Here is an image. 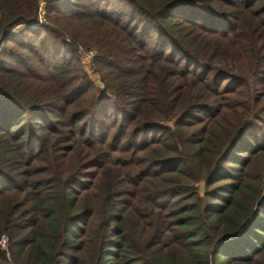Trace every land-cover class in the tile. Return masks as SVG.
Masks as SVG:
<instances>
[{
  "label": "trees",
  "instance_id": "obj_1",
  "mask_svg": "<svg viewBox=\"0 0 264 264\" xmlns=\"http://www.w3.org/2000/svg\"><path fill=\"white\" fill-rule=\"evenodd\" d=\"M38 5L0 0V264H264V0H61L10 35Z\"/></svg>",
  "mask_w": 264,
  "mask_h": 264
},
{
  "label": "built area",
  "instance_id": "obj_2",
  "mask_svg": "<svg viewBox=\"0 0 264 264\" xmlns=\"http://www.w3.org/2000/svg\"><path fill=\"white\" fill-rule=\"evenodd\" d=\"M60 1L61 0H39L36 20L34 22L28 24V25H17V26H15L11 30L10 35H17L24 28L36 29L38 27L45 25L47 23L46 17H45L46 6L48 4L58 3ZM2 50H3V43H1V45H0V54H1ZM77 53L80 57V63L83 66V68L85 69L86 74L88 75V77L90 78V80L92 82L96 83V85L98 86L97 88H100L98 91V96L102 97V98L109 97V95L107 93H105V91H104V84L101 81L100 76L97 73H95V71L93 70V68L91 66L92 65L91 64L92 59L95 55V52L92 50L87 51L80 46V47H78ZM6 247H7V240L5 237H1L0 248L2 250H6Z\"/></svg>",
  "mask_w": 264,
  "mask_h": 264
},
{
  "label": "rangeland",
  "instance_id": "obj_3",
  "mask_svg": "<svg viewBox=\"0 0 264 264\" xmlns=\"http://www.w3.org/2000/svg\"><path fill=\"white\" fill-rule=\"evenodd\" d=\"M78 56V59H79V65H80V67L82 68V70L86 73V71H85V69L83 68V66L81 65V63H80V57H79V55H77ZM92 66V65H91ZM93 68V67H92ZM94 70V69H93ZM95 71V70H94ZM95 73H97V72H95ZM98 74V73H97ZM87 75V74H86ZM99 75V74H98ZM87 77H88V75H87ZM88 79L90 80V78L88 77ZM91 81V80H90ZM92 82V81H91ZM92 85H93V87H94V92H95V96L96 97H98V91H99V89L100 88H97L98 86L96 85V83H94V82H92ZM251 91H255L256 92V95L261 99V101H264V85L262 84V83H256L255 84V87L254 88H252V90ZM253 94V93H252ZM199 191H200V193H202L203 192V188L202 187H199ZM7 240V239H6ZM1 249V248H0Z\"/></svg>",
  "mask_w": 264,
  "mask_h": 264
}]
</instances>
